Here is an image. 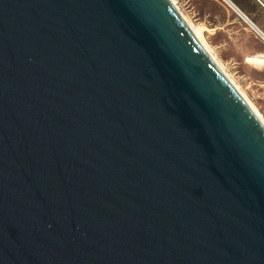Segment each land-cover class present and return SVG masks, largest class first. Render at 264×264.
I'll use <instances>...</instances> for the list:
<instances>
[{"label":"water","instance_id":"water-1","mask_svg":"<svg viewBox=\"0 0 264 264\" xmlns=\"http://www.w3.org/2000/svg\"><path fill=\"white\" fill-rule=\"evenodd\" d=\"M0 264H264V121L174 0H0Z\"/></svg>","mask_w":264,"mask_h":264},{"label":"rangeland","instance_id":"rangeland-1","mask_svg":"<svg viewBox=\"0 0 264 264\" xmlns=\"http://www.w3.org/2000/svg\"><path fill=\"white\" fill-rule=\"evenodd\" d=\"M175 1L191 24L201 30L225 72L264 118V66L248 62L264 50V41L223 0Z\"/></svg>","mask_w":264,"mask_h":264},{"label":"crops","instance_id":"crops-1","mask_svg":"<svg viewBox=\"0 0 264 264\" xmlns=\"http://www.w3.org/2000/svg\"><path fill=\"white\" fill-rule=\"evenodd\" d=\"M231 2L246 16H249L252 24L254 23L255 27L264 34V9L257 0H231ZM257 54H264V50Z\"/></svg>","mask_w":264,"mask_h":264},{"label":"bare ground","instance_id":"bare-ground-1","mask_svg":"<svg viewBox=\"0 0 264 264\" xmlns=\"http://www.w3.org/2000/svg\"><path fill=\"white\" fill-rule=\"evenodd\" d=\"M175 1V0H174ZM225 3H227L234 11H235V13L242 19V20H244L254 31H255V33L261 38V39H263L264 38V34L259 30V29H257V27H255V24L253 25L252 24V22H251V20L243 13V12H241L234 4H233V2H231V0H223ZM175 3H176V1H175ZM177 4V3H176ZM178 6V5H177ZM194 28H195V30L199 33V35L201 36V38L203 39V37H202V32H201V30L198 28V27H196V26H194V25H192ZM263 37V38H262ZM264 40V39H263ZM203 41H204V39H203ZM204 43H205V41H204ZM206 44V43H205ZM206 46H207V44H206ZM207 48H208V46H207ZM209 49V48H208ZM210 50V49H209ZM211 52V51H210ZM215 58V57H214ZM216 59V58H215ZM218 62V61H217ZM248 62H250V63H252L253 65H255V66H258V67H263L264 66V54H260V55H255V56H253V57H251V58H249L248 59ZM219 63V62H218ZM220 64V63H219ZM222 67V66H221ZM223 68V67H222ZM234 82V81H233ZM238 87V86H237ZM239 88V87H238ZM244 95V94H243ZM245 96V98L248 100V98L246 97V95H244ZM249 101V100H248ZM250 102V101H249ZM251 103V102H250ZM251 105H252V107L256 110V112L260 115V117L262 118V120L264 121V118L262 117V115L259 113V111L256 109V107L251 103Z\"/></svg>","mask_w":264,"mask_h":264},{"label":"built area","instance_id":"built-area-1","mask_svg":"<svg viewBox=\"0 0 264 264\" xmlns=\"http://www.w3.org/2000/svg\"><path fill=\"white\" fill-rule=\"evenodd\" d=\"M260 4H261V6L263 7V9H264V3L261 1V0H257ZM244 21V20H243Z\"/></svg>","mask_w":264,"mask_h":264}]
</instances>
